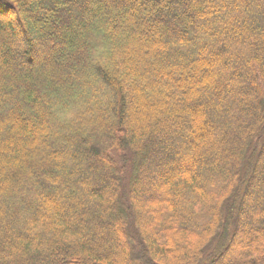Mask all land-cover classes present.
<instances>
[{
    "label": "trees",
    "instance_id": "trees-1",
    "mask_svg": "<svg viewBox=\"0 0 264 264\" xmlns=\"http://www.w3.org/2000/svg\"><path fill=\"white\" fill-rule=\"evenodd\" d=\"M113 245L264 264V0H0V264Z\"/></svg>",
    "mask_w": 264,
    "mask_h": 264
},
{
    "label": "rangeland",
    "instance_id": "rangeland-1",
    "mask_svg": "<svg viewBox=\"0 0 264 264\" xmlns=\"http://www.w3.org/2000/svg\"><path fill=\"white\" fill-rule=\"evenodd\" d=\"M127 17L133 18V16H131V15L130 16H127ZM202 124L204 125L205 130H207V122H206L205 118L202 119ZM144 162H145V165H150L148 168H149L150 172H153L154 171V167L151 166L150 160L149 159H146ZM173 167H174L173 165H170V168H173ZM172 172H170V173H172ZM262 173H263V170L260 171V175L261 176H262ZM153 192H154V190H153ZM107 221H106V225H109ZM106 254L107 255H110V257H112V259H114L116 261L115 262L116 264H123L121 252H120V250H119V248H118L117 245H113L112 248L108 249V251L106 252ZM104 263L105 264H110L108 261L107 262H104Z\"/></svg>",
    "mask_w": 264,
    "mask_h": 264
}]
</instances>
